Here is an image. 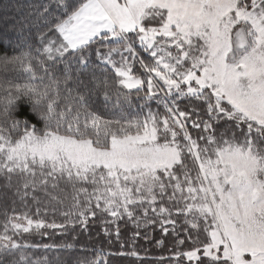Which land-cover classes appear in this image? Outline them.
<instances>
[{
	"label": "snow or ice",
	"instance_id": "6c2138e0",
	"mask_svg": "<svg viewBox=\"0 0 264 264\" xmlns=\"http://www.w3.org/2000/svg\"><path fill=\"white\" fill-rule=\"evenodd\" d=\"M26 7L14 25L15 47L8 45L14 54L0 59L31 72V61L43 65L46 55L64 79L49 77L55 98L34 74L32 82L0 85V117L13 131L22 126L13 142L0 124V178L25 209L29 198L41 203L38 191L50 204L68 205L63 223H49L29 211L17 214L14 200L0 223V264H69L73 243L43 244L57 251L33 260L29 251L41 246L16 239L23 234L43 236L47 228L67 235L77 225L87 231L98 216L108 234V224L127 216L137 228L158 223L167 235L168 226L178 227L174 214L206 234L202 248L177 256L197 264H264V0H31ZM108 72L129 92L117 91V102L123 96L131 106V91L144 93L139 111L103 119L89 110L98 87L105 104L111 99ZM73 81L85 92L73 96ZM60 83L76 102L74 111H56ZM21 98L42 113V133L13 115ZM193 99L205 104L203 114ZM153 100L163 114L151 110ZM183 100L190 110L181 108ZM186 157L198 163L194 178ZM71 264L106 261L77 256Z\"/></svg>",
	"mask_w": 264,
	"mask_h": 264
},
{
	"label": "trees",
	"instance_id": "16d2710c",
	"mask_svg": "<svg viewBox=\"0 0 264 264\" xmlns=\"http://www.w3.org/2000/svg\"><path fill=\"white\" fill-rule=\"evenodd\" d=\"M29 3H31V0H0V40H2L4 44V48L0 50V57L6 54H14L13 48L15 47V41L17 39L14 25L16 27L19 26L22 20L20 9L22 8L24 12H27L26 5ZM9 4H11L10 8L7 7ZM10 42H12L13 48L8 47ZM33 43L35 45L36 41L34 40ZM117 58L119 57H116V59ZM40 60L43 61V65L38 62V60L33 59L31 61L32 71L27 72L18 65L9 64L5 66L3 59H0V85L7 86L9 82L13 84L32 82V76L34 74V82L40 85V78L43 77V84L49 85L50 97L55 98L56 92L53 91V89L56 85H53L52 79L49 77L51 76L53 79L63 81V72L59 70L56 63L49 61L46 55H42ZM138 70L139 66L136 65L134 67V74L139 75L137 73ZM108 76L112 80V87L108 89L111 99L105 104L103 96L104 90L98 87L92 97L89 110L100 115L103 119L119 117L121 111L125 114H134L139 111V106L143 101L138 98V95L143 96L144 93L141 92L137 94L135 90H132L130 93L131 106L124 101L123 96H120L119 102H117V91L124 94H129V92L122 87L119 89L117 88L114 73L108 72ZM69 87L73 89V96L76 95L77 89H79L80 92H85V88L82 85H77L74 81L69 84ZM88 87L91 88V85L89 84ZM0 91H2V89H0ZM66 97L67 92L65 91V86L63 83H60L59 98L55 105L57 112L62 110H75L76 102L71 97ZM148 103L153 112L158 110L159 106L156 104L155 100L149 101ZM188 104V100L181 101V108L190 110L187 108ZM191 104L195 105L201 111V114H203L206 107L205 104L194 99L191 101ZM143 111L147 113L148 108L145 107ZM159 111L163 114L162 107H159ZM13 115L22 122L27 121L30 128L35 126L36 131L41 133L44 131V121L37 116L36 111H34V105L28 98H21L16 102ZM10 123V121L6 122L0 117V124L4 125L6 134L10 135L14 142L19 139L22 133V126L21 131L17 132L11 129ZM220 127H224L223 123H221ZM188 130L192 137L197 139L198 143L203 146L204 142L199 140L200 133L198 130L193 129L190 123L188 124ZM184 163H186L190 169L189 175L194 174V168L191 167L192 159L186 157ZM177 171H179L178 167ZM180 176L183 175L181 174ZM3 184L4 180L0 178V223L4 220L3 211L5 208H7L9 214H11L14 200L16 201L15 210L17 214L29 211L33 220L43 219L49 223L55 220L57 223H63L64 217L61 213L67 210L68 202H65L64 205L50 204L48 202L49 198L38 191L36 195L40 198L41 203L36 205L29 198L27 201L29 207L25 209L19 200L13 196L11 191H5L3 189ZM164 204L165 206H169L167 199L164 200ZM37 207L40 208L39 216L36 215ZM53 208H55V211H53ZM137 215H142V211L137 210ZM149 215L151 216L153 214L149 212ZM106 218L109 221L112 220L110 216ZM173 218L176 219L178 227L175 232H173L171 231V227L168 226L169 232L167 235L163 233L158 223L149 226H145L141 223V226L137 228L127 216L123 217L115 224H108V234H106L104 230L105 224L101 222L98 216L95 219H89L87 231H82L81 226L77 225L74 231L70 228L67 235H62L60 230L54 231L44 228L40 231L46 233V235L42 236L35 232H31L29 234H23L21 237H16V239H22L26 243L41 246L29 251V255L33 260H43L46 255L51 258L52 254L57 251L55 247L51 251L45 250L42 247L43 244L63 245L66 243H73L75 245V250L71 251L68 257L69 264H71L72 259L77 256L87 257L89 260L100 256L106 261V264H197V262L185 261L184 256H177V253L188 251L189 249L185 250V248L189 245L198 246L199 241H204L206 235L201 233V231L197 233L194 229L185 227L184 224H181L182 222H180L181 220L177 216H173ZM117 227H119V237L116 235ZM0 233H2V228H0ZM136 233L139 234L136 235ZM189 235L192 236V239H188ZM197 235L199 236L198 240ZM73 237H75V239H73ZM181 239L185 241L182 245L178 243ZM161 241L162 243H160ZM81 247L86 249V251L80 252ZM133 251L137 253L136 256L130 255ZM61 254H64V252L62 251ZM204 259L206 260V258Z\"/></svg>",
	"mask_w": 264,
	"mask_h": 264
},
{
	"label": "rangeland",
	"instance_id": "374dc122",
	"mask_svg": "<svg viewBox=\"0 0 264 264\" xmlns=\"http://www.w3.org/2000/svg\"><path fill=\"white\" fill-rule=\"evenodd\" d=\"M143 55H145V58H147V54H144V53H142ZM117 59H119V58H117ZM139 71L140 70H138V74H139ZM22 134V133H21ZM195 164V165H194ZM191 167H193L194 168V174H192V175H190L191 177H195L196 175H197V173H198V163L194 160V159H192V163H191ZM195 168H196V171H195ZM179 170V169H178ZM180 179L181 180H183L184 179V177L183 176H180ZM193 186H197V184H196V181L193 179ZM172 194V191H171V189H168V195H171ZM180 195H182L180 192H177L176 193V196L177 197H179ZM183 195H185V196H187L188 195V193H187V186L186 185H184V192H183ZM165 199H167V197H165ZM182 206V205H181ZM173 216H176L175 214L173 215ZM181 221L180 222H182L181 224H184V226L185 227H189V228H191L190 227V225H186L185 223H184V217L183 216H177ZM202 223V222H201ZM171 227V226H170ZM172 231V230H171ZM194 231H196V230H194ZM201 233H204L203 232V230H202V228H201ZM197 232V231H196ZM205 234V233H204ZM206 235V234H205ZM206 239V237L204 238V240ZM201 242L202 241H199V243H198V246H201V248H202V245H201ZM190 246H192V245H189V246H187L186 248H185V250H192L193 248H195V247H197V245H194V246H192V247H190ZM188 250V251H189ZM184 252H186V251H184ZM200 255H202V251H201V253H199ZM185 258V261H188L187 260V258L186 257H184ZM207 259V258H206ZM192 262H196V261H192Z\"/></svg>",
	"mask_w": 264,
	"mask_h": 264
},
{
	"label": "clouds",
	"instance_id": "9594fccd",
	"mask_svg": "<svg viewBox=\"0 0 264 264\" xmlns=\"http://www.w3.org/2000/svg\"><path fill=\"white\" fill-rule=\"evenodd\" d=\"M36 114H37V116H38L40 119H42V118H43V116H42V113H41V112H36Z\"/></svg>",
	"mask_w": 264,
	"mask_h": 264
}]
</instances>
